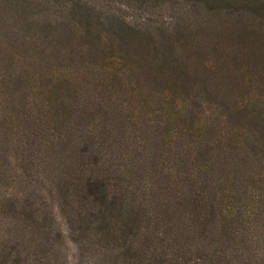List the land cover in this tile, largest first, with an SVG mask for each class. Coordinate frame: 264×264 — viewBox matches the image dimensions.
Instances as JSON below:
<instances>
[{
	"label": "trees",
	"instance_id": "trees-1",
	"mask_svg": "<svg viewBox=\"0 0 264 264\" xmlns=\"http://www.w3.org/2000/svg\"><path fill=\"white\" fill-rule=\"evenodd\" d=\"M107 2L0 0V264H264V71L202 81L247 132L156 102L174 31Z\"/></svg>",
	"mask_w": 264,
	"mask_h": 264
},
{
	"label": "rangeland",
	"instance_id": "rangeland-1",
	"mask_svg": "<svg viewBox=\"0 0 264 264\" xmlns=\"http://www.w3.org/2000/svg\"><path fill=\"white\" fill-rule=\"evenodd\" d=\"M247 3L241 0H109L106 5L109 11L121 9L118 13L122 12L131 25L150 23L172 27L173 34L164 38V45L159 43L157 49L167 56V61L169 57L172 59V67L164 62L159 67H131L141 71L142 90L153 92L154 101L173 99L187 111L206 107L212 113H223L222 128L247 132L250 126L242 117L246 114L240 115L235 108L231 112L223 109L219 98L208 94L202 83L215 74L217 78L219 74H225L226 79L231 76L234 83L229 98L239 107L256 95V88L250 87L256 82L250 85L248 79L251 69L264 71V0H247ZM12 11L5 12L1 22L4 29L0 30V40L5 44L6 36L14 28L6 22ZM69 260L71 264L74 261L72 257Z\"/></svg>",
	"mask_w": 264,
	"mask_h": 264
}]
</instances>
